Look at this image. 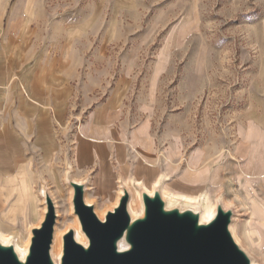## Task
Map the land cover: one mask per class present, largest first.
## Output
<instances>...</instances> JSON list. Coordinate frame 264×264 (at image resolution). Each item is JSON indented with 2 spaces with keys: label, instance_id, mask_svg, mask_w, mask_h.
I'll list each match as a JSON object with an SVG mask.
<instances>
[{
  "label": "rangeland",
  "instance_id": "obj_1",
  "mask_svg": "<svg viewBox=\"0 0 264 264\" xmlns=\"http://www.w3.org/2000/svg\"><path fill=\"white\" fill-rule=\"evenodd\" d=\"M71 58L78 67L67 92L57 98L55 90L35 87L37 69ZM28 102L48 107L47 122ZM107 111L116 112L117 126L145 130L169 164L190 165L198 156L199 164L222 168L200 198L162 197L202 209L204 202H229L239 234L254 230L244 239L250 251L243 249L264 264V223L251 217L244 178L237 177H254L264 201V159L259 169L251 162L264 156V0H0V122L8 133L0 142L31 178L41 223L52 199L57 228L77 223L70 195L72 181L82 180L72 169V143L95 113ZM1 228L15 242L28 231L17 216H0Z\"/></svg>",
  "mask_w": 264,
  "mask_h": 264
},
{
  "label": "crops",
  "instance_id": "obj_2",
  "mask_svg": "<svg viewBox=\"0 0 264 264\" xmlns=\"http://www.w3.org/2000/svg\"><path fill=\"white\" fill-rule=\"evenodd\" d=\"M77 67L78 63L72 58L60 59L58 64L52 67H40L36 71L34 85L38 89L55 90L59 98L60 94L67 92L65 82L76 78ZM47 74L54 77V83L53 81L45 83L44 76ZM27 105L31 107L30 110L38 112L39 120L43 115L42 120L47 122L50 112L48 107L39 108L32 102H28ZM106 107L108 109L109 105ZM113 107L110 108L117 110ZM113 113L115 115L116 112L95 113L93 119L83 126V132H79L75 137L71 147L72 169L82 180L84 202L92 206L98 218L100 217L97 211L103 212L104 218L107 212L112 211L119 204L124 194H127L128 213L131 201L138 203L144 209L143 196L149 195L145 188L153 189L152 195H158L161 200L162 193L171 194L180 199L195 196L200 198L202 194L200 192L207 189L208 183H216L222 175V168L218 166L212 169L213 164L210 166L206 163L199 164L198 156L191 160L190 165L189 163L187 165V161L185 165H182L180 161L176 162L177 159L174 160L176 163L169 164L156 151L154 142L145 130L130 131L125 127L124 121L119 122L117 126L111 117ZM3 117L0 116V119L2 120ZM2 126L4 124L1 125L0 122V136H4L2 140L4 142L8 139V133ZM39 133L40 129H38ZM44 142L45 146L51 150L53 143L47 139ZM2 145L6 146V143L0 142V206L3 204L2 210H4L0 216L11 222L16 216L24 218L28 231L26 236L20 235L17 242L28 243L29 230L38 228L41 223L38 221L42 214L38 195L33 190V182L25 171L23 163L20 162L19 155H15V165H13L10 162V152L5 151ZM51 167H49L50 172H52ZM21 179L25 184L23 189L25 198L16 204ZM238 181H240L239 177ZM135 193H139V198L135 196ZM8 201L10 210L6 208ZM140 217L137 216V219ZM0 233L7 234L9 237L12 234L4 231L3 228Z\"/></svg>",
  "mask_w": 264,
  "mask_h": 264
},
{
  "label": "water",
  "instance_id": "obj_3",
  "mask_svg": "<svg viewBox=\"0 0 264 264\" xmlns=\"http://www.w3.org/2000/svg\"><path fill=\"white\" fill-rule=\"evenodd\" d=\"M126 201L124 194L119 204L100 219L83 201L82 186L75 185L73 206L89 245L83 248L68 230L63 235L62 264H247L227 232V212L219 209L209 224L196 227L189 212H165L158 195L143 196L145 215L132 222L127 233L131 248L117 252L114 241L130 222ZM53 210L48 201L44 220L32 230L25 264H51L48 250L55 220ZM0 264L20 263L11 249L0 246Z\"/></svg>",
  "mask_w": 264,
  "mask_h": 264
},
{
  "label": "bare ground",
  "instance_id": "obj_4",
  "mask_svg": "<svg viewBox=\"0 0 264 264\" xmlns=\"http://www.w3.org/2000/svg\"><path fill=\"white\" fill-rule=\"evenodd\" d=\"M252 159L251 162L253 161V159H255L256 163L253 164L252 168L253 169H259L261 168V166L263 165V159L264 156L262 155L263 158L258 159L255 155H252ZM259 177H258V185L259 187L262 186L263 182H264V170H262L259 173ZM243 177L244 178V184L242 185L243 188L245 189V192L247 194V198L251 201V206H250V210H251V217L254 218V216H256L259 220H261V223H264V201L262 199L259 198V196L257 195V190L256 188L253 187L252 182L253 180L251 178L254 177H249L248 174H242L239 175L238 177ZM74 183V185H82V183L80 181H72ZM240 183H242L241 179L239 181ZM20 188H19V193L16 199V204H18L19 202H21L23 200V198H25V193L23 192V189L25 188V184L24 181H20ZM83 190V189H82ZM145 191L149 193V191H151V188H145ZM153 190L151 193H149V196H153ZM74 196V195H73ZM72 193L70 195V198H73ZM135 196L138 197V194L135 193ZM135 197V199H136ZM199 198V197H198ZM189 200H193L195 199V197H189ZM163 210L166 211H171L173 209H176L178 214H184L186 212H189L190 215L195 218V226L199 227L202 225H207L209 224L217 215L218 210L220 209L223 212H227L228 213V220H227V224H226V229L227 232L229 233V235L231 236V239L233 240V242L237 245V247L243 252V254L245 255L246 259H247V264H258L254 259H251V256L244 250V249H250L247 248L248 246L245 244V240L244 239H248V233L252 234V231L248 230V233L246 231V235H240L237 230V221H233V217L234 214L230 213V209H229V202L227 201H223L221 204V200L218 204L212 203V202H204V206L203 209L201 207V205L198 204H192V205H183L182 203H174L173 205H169L168 204V200L163 198ZM84 201V199H83ZM87 201V200H86ZM139 202V201H138ZM52 206L54 207V214L55 216L58 214L57 210L55 208V201L52 199ZM134 201H131L129 203V216H130V222L128 227L123 231L122 235L120 237H118L117 239H115L114 241V246H115V250L117 252H122L124 250L130 249L131 248V244L130 242L127 240V233H128V229L131 226V223L134 222L137 219V216H141L140 218L144 217L145 215V210L142 208V206H139L138 203H136ZM195 203V202H194ZM140 207V212H136L134 214V212L132 211V209L138 208ZM73 208V203L71 202V209ZM139 209V208H138ZM47 212V205L44 206V213ZM98 216L100 218L103 219V213L101 211L97 212ZM101 214V215H100ZM75 218L77 223H75L74 228L73 226H68L65 227L66 230H64L62 232V229L57 228V224L54 223L53 224V231H52V238H51V242L49 245V250H48V254H49V260L51 264H62V256H63V235L67 232V230H70L71 228L73 229V237L75 239V241L79 244H81L83 246V248H88L89 245V239L88 237L85 235V233L83 232V230L81 229V223L79 221V218L77 216V214L75 213ZM236 218V217H235ZM202 219L206 220L203 221ZM56 221V219H55ZM233 221V222H232ZM74 224V223H72ZM39 226V224L37 225ZM79 226V227H78ZM64 228V229H65ZM231 229V230H230ZM232 232V233H231ZM233 234V235H232ZM31 237H32V232L29 230V238H28V243L17 244V240L16 242L13 241V236L12 234H10V237L7 234H3V236H0V246L2 248H9L11 249L13 255L15 256L16 260L20 263V264H25L27 257L29 255L30 252V243H31ZM248 237V238H247ZM9 239V240H7ZM7 240V241H6ZM239 243V244H238ZM250 245H252L250 243ZM244 248V249H243ZM250 251V250H249ZM252 260V261H251Z\"/></svg>",
  "mask_w": 264,
  "mask_h": 264
}]
</instances>
